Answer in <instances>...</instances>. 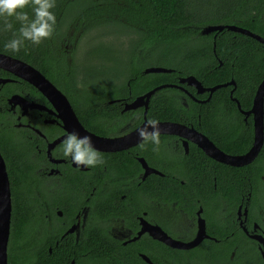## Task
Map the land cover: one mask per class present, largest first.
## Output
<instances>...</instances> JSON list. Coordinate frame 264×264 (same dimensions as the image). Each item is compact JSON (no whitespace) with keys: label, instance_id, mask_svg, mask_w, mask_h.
Listing matches in <instances>:
<instances>
[{"label":"flooded vegetation","instance_id":"af4514ba","mask_svg":"<svg viewBox=\"0 0 264 264\" xmlns=\"http://www.w3.org/2000/svg\"><path fill=\"white\" fill-rule=\"evenodd\" d=\"M233 8L228 23L192 26L187 50L200 53L195 62L171 53L180 69L168 73H145L159 67L157 47H135L138 37L128 31L127 39L86 51V58L100 55L97 63L76 64L73 75L55 70L64 73L60 83L37 69L93 136L101 167L77 169L66 160L64 137L81 135L78 125L16 68L0 67V155L11 202L7 264H264V93L257 96L264 43L226 29L202 34L207 26L232 25L264 41V0H231ZM248 20L254 26H240ZM243 38L252 40L253 61L222 81L226 54L216 52V42ZM112 55L123 61L107 62ZM106 63L112 72L103 77ZM91 76L98 83L87 88ZM107 91V98L93 96ZM69 93L86 94L80 100L94 105L77 114ZM150 119L159 123L155 151L136 133Z\"/></svg>","mask_w":264,"mask_h":264},{"label":"trees","instance_id":"16d2710c","mask_svg":"<svg viewBox=\"0 0 264 264\" xmlns=\"http://www.w3.org/2000/svg\"><path fill=\"white\" fill-rule=\"evenodd\" d=\"M222 2L224 3L222 8L198 12L197 8L193 6L192 0H57L56 7L52 10L57 20L53 35L39 45L25 42V47L17 53H12L6 49L4 44L13 38V31L18 30L20 25L9 18V22L13 23V30L4 31L2 30L4 18H0V52L34 66L54 83H60L58 81L64 77V73L59 72V75H55L54 71L64 67L69 75H73L72 69L76 66L74 53L84 34L91 33L92 35L100 27L119 26L124 27L125 32L128 31L138 37L140 46L135 44V47H141L142 50H149L150 48L151 51L157 47L158 56L155 66L180 69L170 61L171 53L174 54L176 60L185 56L192 62H195L196 56L200 53L199 50L191 52L187 50L186 39L190 34L197 32L193 30L192 26L228 23L234 19L232 13L236 12L237 9H230L231 0H222ZM25 11L31 18V9L26 8ZM250 22L248 20L240 26L252 27ZM81 25L84 26L82 34L76 35V31L80 29L79 26ZM93 37L98 39L95 35ZM97 42L99 43L98 48L103 50L101 40ZM251 43L252 40L249 38H243L239 41L229 39L220 42L217 40L216 52L223 51L226 54L220 56L223 60L222 81L227 80L232 71L241 75L242 71L246 70V67L252 63L253 59L249 51L250 48H253ZM236 47H240L238 53L234 50ZM68 51L71 55L70 61L67 58ZM108 54H112V50L106 47V56ZM236 55L237 58H235ZM122 59L121 55H112L106 61L116 64L123 61ZM234 59H237L235 64H238L236 70L232 69L231 66ZM92 66H96V64H92ZM111 72L107 63L106 69L100 68L98 71L103 77L108 76ZM159 77L167 78L168 75H159ZM234 78L237 79L235 75ZM63 84L68 87V80L65 79ZM87 96L86 94L72 95L69 93L68 98L77 114L86 113L87 107L94 105L86 102ZM93 96L107 98L109 93L107 91L106 95L101 96L97 92Z\"/></svg>","mask_w":264,"mask_h":264},{"label":"clouds","instance_id":"9594fccd","mask_svg":"<svg viewBox=\"0 0 264 264\" xmlns=\"http://www.w3.org/2000/svg\"><path fill=\"white\" fill-rule=\"evenodd\" d=\"M57 0H0V18H4V31L13 30L12 21L19 23L18 30L13 31V38L6 41L4 47L12 53H17L25 47V42L39 45L49 39L57 23L56 15L52 11ZM26 8L32 12L31 18ZM137 136L144 144L151 143L157 150L160 145L159 123L150 119L145 125L136 130ZM62 156L75 165V168L92 169L105 164L103 156L94 147L92 137L79 135L76 131L67 132L62 144Z\"/></svg>","mask_w":264,"mask_h":264},{"label":"water","instance_id":"95a60500","mask_svg":"<svg viewBox=\"0 0 264 264\" xmlns=\"http://www.w3.org/2000/svg\"><path fill=\"white\" fill-rule=\"evenodd\" d=\"M223 29L240 32L246 36H249L260 43H264V41L257 35L238 28L236 26H207L205 29L202 30V34L206 35L213 31H222ZM0 67H10L11 69H17L18 75L25 81L29 82L30 84L36 86L40 89L46 96L49 97L53 101H58L60 104L63 105V113L65 115L64 119L68 121H73L76 125H78L79 132L81 136L88 135L87 133L78 123L75 113L68 103L67 99L55 88V86L46 79L37 69L33 68L29 64H26L20 60L12 58L10 56L4 55L0 53ZM172 70L156 67L150 68L145 70V73H168ZM154 92L151 91L145 95L148 99L150 95ZM264 93V81L260 84L257 91V96L259 99L262 98ZM142 98L139 99V103H141ZM138 101V100H137ZM136 105V102L133 104V107ZM93 137L92 135H89ZM261 136V135H260ZM262 137V136H261ZM252 154V153H251ZM243 158L250 159V155L247 154ZM10 209H11V202H10V192L8 186V176L5 169L4 160L0 155V264H7V242H8V233H9V218H10ZM195 245V242L191 244V246Z\"/></svg>","mask_w":264,"mask_h":264},{"label":"rangeland","instance_id":"374dc122","mask_svg":"<svg viewBox=\"0 0 264 264\" xmlns=\"http://www.w3.org/2000/svg\"><path fill=\"white\" fill-rule=\"evenodd\" d=\"M192 3L194 4L193 6L197 8L198 12L202 10L209 11L210 9L211 10L219 9L224 6V3L222 2V0H192ZM124 30H125L124 28H121L119 26H114V27H109V28L100 27L96 30V33H93L92 35L91 33L84 34L81 42L78 44L77 52L74 55V58L77 61L76 64H78L79 66L82 64H88L90 62L97 63V61H100L101 60L100 55L96 53L94 55H91L89 58H86L87 57L86 51L92 48L96 44V42L99 40L101 41L110 40L109 42L113 44L114 42L117 43L121 35H124V37L127 39V35ZM76 32H79V30ZM78 34L79 33H77L76 35ZM105 34L107 36H104ZM94 35L97 36L98 39H95L93 37ZM117 36H118V39L116 41L115 38ZM88 79L89 80L86 81V87L90 88V87H95L97 85L99 78L97 76H91ZM102 81L103 80L101 79V82Z\"/></svg>","mask_w":264,"mask_h":264}]
</instances>
